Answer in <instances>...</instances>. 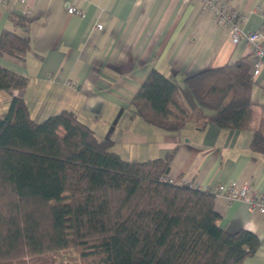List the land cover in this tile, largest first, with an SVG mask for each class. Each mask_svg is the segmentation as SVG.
<instances>
[{
  "label": "trees",
  "instance_id": "obj_1",
  "mask_svg": "<svg viewBox=\"0 0 264 264\" xmlns=\"http://www.w3.org/2000/svg\"><path fill=\"white\" fill-rule=\"evenodd\" d=\"M0 55L22 58L29 20L11 13ZM26 75L0 64V90L23 89ZM251 67L242 59L187 75L148 71L131 99L145 121L178 130L197 107L207 122L251 127ZM250 147L264 153V131ZM68 108L34 120L25 100L0 112V264L61 254L76 264H243L259 245L248 229L220 225L214 194L165 181L173 150L125 159ZM66 250L68 252H66ZM27 259V258H26Z\"/></svg>",
  "mask_w": 264,
  "mask_h": 264
},
{
  "label": "crops",
  "instance_id": "obj_2",
  "mask_svg": "<svg viewBox=\"0 0 264 264\" xmlns=\"http://www.w3.org/2000/svg\"><path fill=\"white\" fill-rule=\"evenodd\" d=\"M245 14V31L264 29V0H220ZM74 4L80 14L67 11ZM29 20L30 46L22 58L0 55V64L27 76L23 89L0 90V112L10 98L22 97L34 120L63 108L73 110L99 138L125 159L145 160L173 150L169 175H185L201 187L245 181L264 192V153L250 147L254 128L264 131V71L252 76L251 127L228 129L207 122L214 111L197 107L178 130L145 121L131 99L155 68L185 76L255 55L244 39L232 41L198 1L186 0H5L0 33L10 14ZM101 27L98 28L97 25ZM220 225L248 229L259 245L243 264H264V212L240 200L214 196Z\"/></svg>",
  "mask_w": 264,
  "mask_h": 264
},
{
  "label": "built area",
  "instance_id": "obj_3",
  "mask_svg": "<svg viewBox=\"0 0 264 264\" xmlns=\"http://www.w3.org/2000/svg\"><path fill=\"white\" fill-rule=\"evenodd\" d=\"M5 0H0L4 2ZM198 1L202 7L211 13L213 19L220 26H226L229 30L230 37L233 42L238 43L241 39L246 41L249 50L255 55V60L251 70V76H256L261 71H264V29L245 31L241 25L242 21L246 20L244 13L235 8L231 3L220 0H186ZM67 11L75 14H80L81 10L74 4L67 6ZM101 27L100 24L97 25ZM163 180L188 185L212 192L214 195H222L227 200H240L249 206L251 210H260L264 212V192H259L256 187L249 181H245L238 185L236 180H230L226 183H220L215 187L201 188L197 182L191 180L185 175L162 176Z\"/></svg>",
  "mask_w": 264,
  "mask_h": 264
},
{
  "label": "rangeland",
  "instance_id": "obj_4",
  "mask_svg": "<svg viewBox=\"0 0 264 264\" xmlns=\"http://www.w3.org/2000/svg\"><path fill=\"white\" fill-rule=\"evenodd\" d=\"M66 252H68L66 250ZM27 258V259H26ZM25 260L26 262L24 264H40L42 261V258L39 256H34L31 258L26 257ZM46 258L48 260H50L51 262H53L54 264H76L75 261H73V259H71L70 257H63V255L56 254V255H52V253H49L46 255Z\"/></svg>",
  "mask_w": 264,
  "mask_h": 264
}]
</instances>
